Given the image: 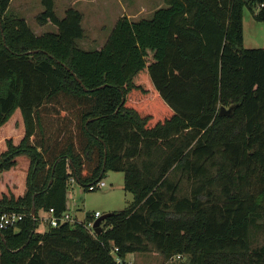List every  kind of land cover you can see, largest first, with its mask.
<instances>
[{"label":"trees","instance_id":"trees-1","mask_svg":"<svg viewBox=\"0 0 264 264\" xmlns=\"http://www.w3.org/2000/svg\"><path fill=\"white\" fill-rule=\"evenodd\" d=\"M11 1L0 0V128L20 110L25 134L7 141L0 174L23 155L30 167L25 194L0 200V215L25 216L0 230V264H118L114 248L123 261L264 264V48L243 36L244 8L264 22V0H163L151 19L121 17L93 51L78 44L79 10L60 19L42 0L37 23L57 30L36 35L6 16ZM108 172L134 201L103 233L38 231L40 211L68 212L71 179L90 192Z\"/></svg>","mask_w":264,"mask_h":264},{"label":"rangeland","instance_id":"rangeland-1","mask_svg":"<svg viewBox=\"0 0 264 264\" xmlns=\"http://www.w3.org/2000/svg\"><path fill=\"white\" fill-rule=\"evenodd\" d=\"M17 1L19 4L21 3L22 6L17 7V4H13L11 9L7 11L6 16H13L19 19L28 18L29 27L32 31L36 30L34 29L37 27L36 19L44 10L42 0H21V2L20 0H16L15 3ZM88 1L93 0H54V3L56 15L60 19L64 18L65 11L68 8H74L77 10H83L87 17L90 18L89 21H94V24L88 22L86 26H82L83 28H86L85 37L84 40L78 42L82 49L88 48L89 51L95 50L91 48H99L105 45L107 42L106 39L111 35L118 20L122 16H125L123 13L124 8L129 11L130 9L139 7L144 1L146 2V0H97L94 3ZM94 5L97 6V9L95 10L92 7ZM144 5L149 7L150 4L149 2H146ZM254 12L257 13V8H254ZM148 13L149 12L143 13L141 17L135 20L139 21L150 18L147 17V15H150ZM92 15H94V19ZM255 15L247 7L244 8L243 36L244 47L247 49L264 48V22L256 20ZM45 30V32H56L53 26H48ZM35 34L41 35L40 33ZM93 39L94 43L92 42ZM18 113L19 111L15 113L9 123L5 126L8 134L0 137V155L7 149L6 143L8 140L13 141L14 139H17L18 136L21 137L22 135L20 133L22 119L19 115L20 113ZM24 157L22 158L24 162L27 161V159L29 160L27 156ZM19 161L17 160V163ZM21 166L22 162L20 163L19 169L14 170V173L10 172L11 169L3 172L4 174H0V200H2L4 196L8 199H17L25 194L27 189L26 179L29 171H23ZM102 182L107 185L105 188L85 192L76 182L71 184V181H69L68 193L70 195V209L68 210V213L74 221L83 223L87 221L89 216L94 217L95 213H99L100 216H103L109 213L123 211L132 205L134 195L124 190L123 173L108 172ZM187 185L188 184L185 180L181 184L184 192H187L188 190ZM38 224L39 232L45 233L48 231L50 225L46 212L40 211L38 213ZM260 241H263V236L260 238ZM125 261L128 264H189L188 256H185L182 260L173 259L171 261H165L160 254L155 252L146 254H129Z\"/></svg>","mask_w":264,"mask_h":264},{"label":"crops","instance_id":"crops-1","mask_svg":"<svg viewBox=\"0 0 264 264\" xmlns=\"http://www.w3.org/2000/svg\"><path fill=\"white\" fill-rule=\"evenodd\" d=\"M15 1L16 0H12L11 1V3H10V6H9V8H8V11L11 9V6L13 5V4H17V7H21L22 5H21V3L19 4L18 3V1L15 3ZM97 0H93V1H88V2H96ZM20 2H21V0H20ZM146 2H149V7H147V5L145 6L144 5V3H146ZM146 2L144 1V3H142V4H140L139 5V7H137V8H135V9H130L129 11L128 10H126L125 8L123 9L124 10V14H125V16L128 18V19H133L132 21H136L135 19H137V18H139V17H141L142 15H143V13H145V12H149L148 14H150V15H147V17H150V18H147V19H151L153 16H154V14H155V12L156 11H158L159 9H161V8H163L164 7V2L162 1V0H146ZM93 7V9L95 10V9H97V6L96 5H94V6H92ZM79 11L83 14V21H82V26H86V24L88 23V22H90V23H92V24H94V21L93 22H91V21H89V19L90 18H88L87 17V15L84 13V11L83 10H80L79 9ZM92 17H93V19H94V15H92ZM123 17V16H122ZM26 18V17H25ZM26 20V22L27 23H29V20H28V18H26L25 19ZM37 24V27H35L34 29H36V30H34L33 32L34 33H40L41 35L42 34H44V32L46 31L45 30V28H47L48 26H53L52 24H46V25H43V26H41V25H39L38 23H36ZM53 28H54V30L56 31L57 29H56V27L55 26H53ZM114 29V28H113ZM32 30V29H31ZM84 30H85V32H86V28H84ZM45 33H47V32H45ZM110 36V35H109ZM109 36H108V38H109ZM108 38L106 39V41L108 40ZM84 40V39H83ZM93 43H94V39H93V41H92ZM104 46V45H103ZM103 46H101V47H99V48H91V49H95V50H100V49H102L103 48ZM84 50H88L89 51V49L88 48H85ZM19 111V115H20V117H21V119H22V115H21V112H20V110H17L16 112H18ZM15 112V113H16ZM15 113H14V115H15ZM13 115V116H14ZM12 116V117H13ZM10 121V120H9ZM9 121L4 125V126H2L1 128H0V137H3L4 135H6V134H8L7 133V130L5 129V126L9 123ZM20 133L22 134L21 135V137L20 136H18V138L17 139H14L13 140V142H14V144L15 145H17V144H19V142L22 140V138L24 137V134H25V127H24V122H23V119H22V127H21V131H20ZM9 139H11V138H9ZM18 142V143H17ZM24 156H20V157H18L17 158V160L21 163L22 162V170L24 171V170H26L27 172L29 171V167H30V159L28 160L27 159V161H25L26 162V164H25V162L23 161V158ZM25 158V157H24ZM17 163V166H16V168H13L10 172L11 173H14V170L15 169H19V167H20V163ZM21 169V168H20ZM22 171V172H23ZM4 174V173H3ZM10 174V173H9ZM71 181V184L72 183H74V182H76V181H73V179H71L70 180ZM77 183V182H76ZM26 188V187H25ZM43 233V232H42Z\"/></svg>","mask_w":264,"mask_h":264},{"label":"built area","instance_id":"built-area-1","mask_svg":"<svg viewBox=\"0 0 264 264\" xmlns=\"http://www.w3.org/2000/svg\"><path fill=\"white\" fill-rule=\"evenodd\" d=\"M73 181H75L73 179ZM107 185L100 181L96 184H93L89 187V191H96V190H101L105 188ZM48 216V221L50 227H58L59 224L61 223H78L72 219L70 214L68 212L63 213L60 217L55 216V211L53 209H50L47 213ZM100 217L99 213H95L94 217H92L90 220L85 223V227L88 231H90L93 234H96L94 231V223L95 221ZM25 218L24 214L22 213H17V212H4L0 215V230H6L9 228H14L16 227L21 221H23ZM103 227V224H102ZM117 248H114L112 250V256L115 259V261L118 264H128L126 261H123L118 255H117ZM184 257L181 255L173 257L171 260H182Z\"/></svg>","mask_w":264,"mask_h":264},{"label":"water","instance_id":"water-1","mask_svg":"<svg viewBox=\"0 0 264 264\" xmlns=\"http://www.w3.org/2000/svg\"><path fill=\"white\" fill-rule=\"evenodd\" d=\"M79 81V80H78ZM80 82V81H79ZM234 110V107L232 106L231 108L229 109H226L224 107L221 108L220 110V115H231L232 112ZM50 185H51V182H50ZM69 199H70V195L69 193H67V210L70 209V202H69ZM110 213L109 214H106V215H103V216H100L94 223V231L97 235L103 233V230L104 228L102 227V224L104 222H106V220L110 217ZM31 216L36 219V208H35V204H33V207H32V212H31Z\"/></svg>","mask_w":264,"mask_h":264}]
</instances>
